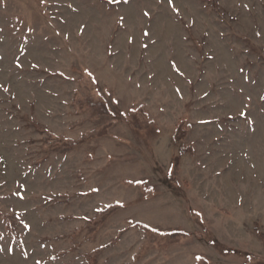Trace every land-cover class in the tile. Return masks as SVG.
<instances>
[{"label": "rangeland", "instance_id": "obj_1", "mask_svg": "<svg viewBox=\"0 0 264 264\" xmlns=\"http://www.w3.org/2000/svg\"><path fill=\"white\" fill-rule=\"evenodd\" d=\"M260 233L264 0H0V264H260Z\"/></svg>", "mask_w": 264, "mask_h": 264}, {"label": "trees", "instance_id": "obj_2", "mask_svg": "<svg viewBox=\"0 0 264 264\" xmlns=\"http://www.w3.org/2000/svg\"><path fill=\"white\" fill-rule=\"evenodd\" d=\"M88 101L93 102L92 99H89ZM92 105L94 106L95 103L93 102ZM104 108H106L105 105H104ZM105 111H107V108L105 109ZM183 123L184 122H182L180 124L179 128H178L179 135H181V134L185 135L186 134L185 130H183ZM148 124H150V123L148 122ZM86 139L87 138H85V137L80 138V140H75V139H72V138H61L56 143L51 144L50 150H52V151L53 150H57V151H60V152H66V151H69L72 148H74L79 142H83ZM186 150H188V149H186ZM119 207H120V205L113 204V205H110L107 209L99 212L97 217L93 220L94 225H99L101 222H103L102 220H104L111 213L116 211ZM136 226L139 229L146 231L147 233H150V232L153 231L148 226L140 224V223H137ZM260 236L264 238V234L263 233H260ZM97 254H98V251L95 252V255H97ZM260 264H264V262H262Z\"/></svg>", "mask_w": 264, "mask_h": 264}, {"label": "snow or ice", "instance_id": "obj_3", "mask_svg": "<svg viewBox=\"0 0 264 264\" xmlns=\"http://www.w3.org/2000/svg\"><path fill=\"white\" fill-rule=\"evenodd\" d=\"M145 15H147V13H145ZM241 115H244V113H241Z\"/></svg>", "mask_w": 264, "mask_h": 264}]
</instances>
